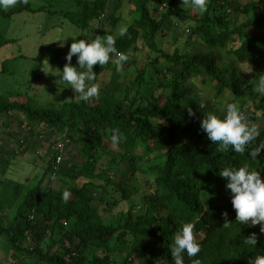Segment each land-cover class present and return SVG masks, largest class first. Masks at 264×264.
Segmentation results:
<instances>
[{"label":"trees","instance_id":"trees-1","mask_svg":"<svg viewBox=\"0 0 264 264\" xmlns=\"http://www.w3.org/2000/svg\"><path fill=\"white\" fill-rule=\"evenodd\" d=\"M43 2L34 6L31 0H18L0 14L11 18L24 11L60 12L79 29L71 34L76 39L112 35L115 47L129 59L116 79L111 78L116 69L111 61L93 66L92 83L100 85V95L88 101L77 96L44 105L19 92L0 94L3 124L10 126L18 114L35 128L31 133L50 140L37 180L19 200L0 205V248L11 251L12 264H174L169 247L188 222L195 223L201 251L191 258L184 253V264L197 259L199 264H249L250 257L264 254V233L259 225L235 221L232 194L219 175L224 167L248 165L264 178V149L256 159L248 155L264 146V95L255 91L264 76V0L242 5L237 0H209L203 14L181 7V0ZM118 2L128 9L122 36L110 29L122 19V8L115 13ZM186 32L189 41L200 39L210 50H186L180 44ZM16 41L0 32V48ZM72 42L70 37L68 46L57 49L51 43L49 54L37 57L63 68ZM142 51L144 63L139 66L141 56L135 54ZM12 59L0 62V74L12 73ZM243 62L251 63L249 76L239 70ZM200 79V93L208 100L197 91ZM50 86L55 93L60 89L54 82ZM227 90L233 96L230 103L238 104L259 132L244 154L217 151L200 128L203 114L223 115L214 105L222 104ZM112 129L123 137L118 145L111 143ZM25 133L19 135V147L25 146ZM65 141L68 153L64 150L57 164L53 145ZM20 151L16 147L9 153L16 158ZM137 175L148 192L141 193ZM56 177L63 181L59 188L52 186ZM113 188L122 191L120 198ZM64 191L70 193L67 202ZM210 195L216 199L212 209L207 206ZM1 198L0 193V204ZM120 204L124 207L118 210ZM8 206L15 209L6 216L2 211ZM251 233L257 234L256 246L244 243Z\"/></svg>","mask_w":264,"mask_h":264},{"label":"rangeland","instance_id":"rangeland-1","mask_svg":"<svg viewBox=\"0 0 264 264\" xmlns=\"http://www.w3.org/2000/svg\"><path fill=\"white\" fill-rule=\"evenodd\" d=\"M237 1L242 5L249 0ZM31 2L34 6L44 3L43 0H31ZM122 5L121 2L117 3L115 13L120 11ZM178 5L181 6L179 2ZM126 7L127 6L124 5L120 12L122 19L114 28L110 27L115 35L119 34V29L124 27L126 24L125 21L128 19V9ZM115 13L113 16H116ZM243 18L244 17L240 15L239 21H242ZM181 26L183 28L184 24ZM0 32L5 33L9 38L17 39L15 43H10L0 48V62L6 57L13 58L10 62V71H12V73L7 72L0 74V94H7L9 91L13 93L19 92L32 102L36 104L43 102L45 103L44 105H48L50 102L56 103L62 98H76L79 96V94L75 96V93L70 87L61 88L62 84L56 83L58 76L46 73L54 71V68L60 67L50 64L41 56L37 57L38 54L42 52H44V55H48L49 51L47 50V46L51 43L54 45L53 49L68 46V41L71 37L69 35L74 32L75 34L79 33V29L64 19L60 12L51 13L49 11H38L33 13L24 11L14 14L11 18L3 17L0 14ZM189 40L188 32H186L180 40V44L184 46L186 50H191L193 52L206 49L210 50L200 39ZM55 42L60 43L56 44ZM21 54L25 55V57L20 56ZM135 55L137 57L139 55L141 56L138 65L142 66L145 52L142 51ZM238 66L242 74L245 76L250 75L252 69L250 62L238 63ZM112 67L114 66L112 65ZM1 68L2 66H0V69ZM60 69L62 70L63 68ZM123 71L124 70L121 68L119 72L123 73ZM119 72L115 69L111 78L116 79ZM134 72L135 70L132 71V76ZM109 77L107 79H109ZM45 82H47V85ZM51 82H54L60 87L56 93L51 86L48 87V85H51ZM197 82L199 83L197 91L200 93V84L202 80H197ZM204 95L205 92L204 94L200 93L199 96L203 97ZM232 98L233 96L227 90L223 94L222 104L214 105L218 114H224L226 105L231 102ZM204 99L208 100L205 96ZM9 125L10 126L5 125L0 121V179L4 180L3 185L0 184V193L3 196L1 199L4 201L0 204L1 206H3L4 203H11L10 201L14 199L19 200L27 187L31 186L37 180V177L40 176V170L45 164L44 161L47 158V152H49L48 150L50 148L49 138L44 137L43 139H39L35 132L31 133L30 130L34 131L35 128L30 126L25 117L17 114L14 123L11 124L10 122ZM27 127L28 129H26ZM24 133L26 134L25 146L19 147V135L22 136ZM45 134L47 135L48 133L46 132ZM16 147L17 150H21V153L15 158L9 152L14 151ZM69 147L70 146L66 148L65 146L66 153H68ZM51 148L53 147L51 146ZM141 177L142 176L137 175V181L139 182V186H141L140 191L141 193H146L150 189L145 180ZM117 179H119V174H117ZM62 185L63 181L59 180L58 177L52 180L53 187L59 188ZM112 193L120 198L122 191H115V188H113ZM207 200L208 207H212L216 203L215 198L211 195L207 196ZM133 202H136L134 197ZM123 207L124 206L120 204L117 206V209L121 210ZM13 209H15V207L8 206L5 207L2 212L8 216L12 213ZM13 262H15V260L11 258V251L8 252L0 248V264H12Z\"/></svg>","mask_w":264,"mask_h":264},{"label":"clouds","instance_id":"clouds-1","mask_svg":"<svg viewBox=\"0 0 264 264\" xmlns=\"http://www.w3.org/2000/svg\"><path fill=\"white\" fill-rule=\"evenodd\" d=\"M22 2L26 3L27 0H22ZM17 3L18 0H0V10H8ZM208 4L209 0H181L182 7L193 8L200 14L207 12ZM125 32V28L119 29V35L122 36ZM69 36L73 38V42L66 53L65 60L67 62L63 69L54 68V71L46 73L58 76L56 83L62 84L61 88L70 87L75 96L79 94L81 101L97 98L100 95V85L92 83L96 79L93 66L96 64L106 65L111 61L119 72L129 57L118 51L115 47V38L112 35L103 37L97 35L95 39H76L73 35ZM74 55L77 61L76 65L72 64ZM255 91L264 95V76L259 77ZM193 115L194 113L189 109V116ZM200 128L206 133L207 138L217 145V151L220 152L231 149L235 153L244 154L246 148L259 135L257 127L247 121L239 105L235 103H228L222 116L213 112L203 114L200 119ZM122 138L118 129L111 130L110 140L113 145H118ZM62 143L64 144L63 151L58 149V154L61 153V155L66 146V142ZM261 149H264V146L249 150L248 155L256 159ZM219 175L226 179L225 187L232 194L231 203L236 213L235 221L240 225H259L260 233H264V178L261 177L260 172L248 165H243L224 167L220 169ZM69 195L68 191H64L62 199L67 202ZM210 208L212 209V207ZM222 215L226 217L227 212L225 211ZM194 227V222L183 223L175 233L169 247L174 264H184L182 258L184 253L191 258L201 251V245L194 236ZM244 243L245 245L256 246L257 234L251 233L246 236ZM194 264H199V260H195ZM249 264H264V254L250 257Z\"/></svg>","mask_w":264,"mask_h":264},{"label":"built area","instance_id":"built-area-1","mask_svg":"<svg viewBox=\"0 0 264 264\" xmlns=\"http://www.w3.org/2000/svg\"><path fill=\"white\" fill-rule=\"evenodd\" d=\"M104 16V15H103ZM64 144L62 143V142H59L58 144H55V145H53V147H56V149H59L60 151H63V148H64V146H63ZM61 160H62V155H61V153L60 154H58V156H57V164H59L60 162H61ZM33 217V216H32Z\"/></svg>","mask_w":264,"mask_h":264}]
</instances>
